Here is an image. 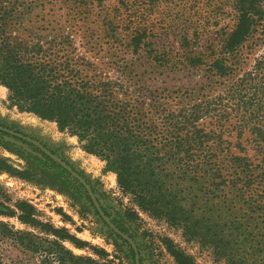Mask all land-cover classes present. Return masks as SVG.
<instances>
[{
    "label": "trees",
    "instance_id": "trees-1",
    "mask_svg": "<svg viewBox=\"0 0 264 264\" xmlns=\"http://www.w3.org/2000/svg\"><path fill=\"white\" fill-rule=\"evenodd\" d=\"M88 1L0 0V86L8 90L9 102L77 137L83 151L105 163V171L116 175L122 193L140 209L183 229L188 239L205 240L217 259L264 264V234L253 231L258 219L264 221V0H232L233 27L221 30L216 45L206 51L183 55L193 68L187 75L202 73L203 82L164 88H154V80L133 62L113 54L102 67L100 57L79 51L62 23L82 14L78 7L86 9ZM108 34L111 38L115 32L108 28ZM145 38L146 33L130 32L128 46L135 52ZM85 45L90 52L98 47L91 41ZM253 54V65L244 69ZM230 115L239 119V140L246 131L252 135L262 157L258 163L245 153L243 141L224 139L221 124ZM213 118V128L220 129L201 123ZM0 134L31 148L60 175H70L33 144ZM0 172L21 174L4 159ZM202 207L212 209L205 212L214 221L195 219ZM15 208L19 220L41 236L0 221V239L21 247L29 258L37 256L39 264H114L74 255L63 242L78 248L88 244L36 219V209L27 202ZM7 210L0 201V214L8 216ZM201 223L214 224V240L205 233L209 227L201 232ZM172 254L180 264H193L175 250Z\"/></svg>",
    "mask_w": 264,
    "mask_h": 264
},
{
    "label": "rangeland",
    "instance_id": "rangeland-1",
    "mask_svg": "<svg viewBox=\"0 0 264 264\" xmlns=\"http://www.w3.org/2000/svg\"><path fill=\"white\" fill-rule=\"evenodd\" d=\"M78 11L82 14L75 16V21L67 18L62 24L64 30L74 37L79 51L100 57L98 63L102 67L113 54L123 62H133L139 71L145 73L146 79L154 80V88H164V85L189 87L203 82L202 73L193 77L187 75V70L193 68L183 60V55L206 51L208 45L219 39L221 30L229 31L235 23L232 0H89L86 9L78 7ZM108 28L115 32L111 38ZM136 31L146 33V38L142 43L144 47L133 52L128 46L129 34ZM89 41L98 44L91 52L85 45ZM263 50L264 47L260 48ZM255 57V54L246 57L243 68L251 67ZM170 71L176 73L168 74ZM162 73L165 75L159 76ZM115 74L110 71L111 76ZM8 96V90L0 86V127L40 143L78 173L88 183L110 221L135 244L141 264H180L172 254L173 250L191 259L193 264H225L216 258L214 248L205 244V240L188 239L183 229L170 226L164 219L140 209L131 196L122 193L116 175L105 171V163L83 151L77 137L60 132L55 123L20 112L12 106ZM201 123L208 129L217 124L214 118ZM221 125L224 139L232 144L243 141L248 157L255 163L261 161L249 131L239 140L238 117L230 115ZM215 126L213 129H220ZM0 159L6 160L21 174L26 173L0 172V201L11 209L7 210L8 216L0 214L1 222L14 231L40 235V230L19 220L20 212L15 205L27 202L36 209V219L57 229L64 228L88 244V247L78 248L70 242H63L74 255L102 263L136 264L134 247L105 223L78 180L71 175H60L59 171L44 165L42 157L31 148L1 134ZM43 171L49 173L50 178L45 177ZM206 210L212 209L202 207L196 210L195 219L214 221L211 219L213 214L208 215ZM262 219L257 220V227L253 226L258 236L264 234ZM213 225H200L202 233L206 227L210 228L205 233L212 240ZM93 248L104 251L105 255L96 254ZM39 263L37 256L29 258L21 247L0 239V264Z\"/></svg>",
    "mask_w": 264,
    "mask_h": 264
},
{
    "label": "water",
    "instance_id": "water-1",
    "mask_svg": "<svg viewBox=\"0 0 264 264\" xmlns=\"http://www.w3.org/2000/svg\"><path fill=\"white\" fill-rule=\"evenodd\" d=\"M0 130L3 132H6L10 135L16 136L18 138H21L33 145H35L40 151H42L46 156H48L50 159H52L54 162H56L57 164H59L63 169H65L73 178H75L76 180H78L87 190L96 210L98 211L99 215L103 218V220L105 221V223L113 230L115 231L117 234H119L121 237H123L124 239H126L127 241H129L131 243V245L134 247V250L136 252V264H140L139 263V257H138V253L135 247V244L132 242V240L130 238H128L125 234H123L121 231H119L115 225L110 221L109 217H107V215L104 213V211L102 210V208L100 207L98 201L96 200V197L94 195V193L92 192L90 186L88 185V183L80 176L78 175V173H76L70 166H68L65 162H63L61 159H59L56 155H54L53 153H51L49 150H47L44 146H42L40 143L28 138V137H24L23 135L19 134V133H15L12 132L10 130L4 129L2 127H0Z\"/></svg>",
    "mask_w": 264,
    "mask_h": 264
},
{
    "label": "flooded vegetation",
    "instance_id": "flooded-vegetation-1",
    "mask_svg": "<svg viewBox=\"0 0 264 264\" xmlns=\"http://www.w3.org/2000/svg\"><path fill=\"white\" fill-rule=\"evenodd\" d=\"M3 132V131H2ZM13 136V135H12ZM79 183V182H78ZM82 187H84L82 184H80ZM85 188V187H84ZM92 190V189H91ZM93 192V191H92ZM88 193V192H87ZM89 195V194H88ZM91 199V198H90ZM92 201V200H91ZM93 203V202H92ZM105 213V212H104ZM106 214V213H105ZM107 215V214H106ZM108 216V215H107ZM135 251V250H134ZM135 256H136V253H135ZM138 257H140V254L138 253ZM136 259V257H135ZM141 264V262H139Z\"/></svg>",
    "mask_w": 264,
    "mask_h": 264
}]
</instances>
